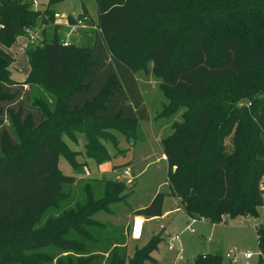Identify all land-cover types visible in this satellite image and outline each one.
Wrapping results in <instances>:
<instances>
[{
    "label": "trees",
    "instance_id": "16d2710c",
    "mask_svg": "<svg viewBox=\"0 0 264 264\" xmlns=\"http://www.w3.org/2000/svg\"><path fill=\"white\" fill-rule=\"evenodd\" d=\"M60 1L49 0L40 10L32 0H0V133L17 145L5 160L0 147V227L10 235L0 242V264L153 259L163 240L159 234L129 257L125 231L95 217L125 199V182L83 184L60 168L62 155L77 166L64 140L77 129L94 136L92 129L111 125V119L131 127L148 119L136 78L145 63L161 74L167 91L211 98L204 105L196 102L189 125L163 143L170 193L186 201L189 215L212 217L211 222L223 213L256 217L264 205V0H97L99 32L89 45H64L63 31L48 32L49 26H61L54 23L53 7ZM85 16L86 10L69 19ZM42 25L44 39L27 47L28 76L46 84L19 82L6 68L15 58L3 46L13 45L26 28ZM153 39L143 51L135 48ZM220 108L230 109V116L213 134ZM88 156L100 163L109 159L95 142ZM166 195L158 192L137 214L162 216ZM215 203L222 206L216 210ZM255 232L262 256L264 222ZM194 264H222V255L202 253Z\"/></svg>",
    "mask_w": 264,
    "mask_h": 264
},
{
    "label": "rangeland",
    "instance_id": "374dc122",
    "mask_svg": "<svg viewBox=\"0 0 264 264\" xmlns=\"http://www.w3.org/2000/svg\"><path fill=\"white\" fill-rule=\"evenodd\" d=\"M32 1V7L40 10H45L49 3V0ZM53 7L56 12L54 23L61 26L58 29L49 26L48 32L50 34L55 31L58 33L63 31L66 37L69 27L65 23V17L62 16H78L86 10L89 15L86 16L85 20L87 21L86 28L79 27L78 32L72 34L70 39L72 42L85 45L95 41L97 32H99L96 28L98 21L97 0H62ZM163 16L160 15L161 18ZM43 28H45L44 25L26 28L24 33L17 37L14 44L17 43L19 48L13 53L18 55L21 49L27 55L29 45H35L37 41L44 39ZM154 40L147 41L148 43L139 41L135 48L143 51ZM13 45L3 47L7 51ZM36 59L38 63H41L40 52L36 53ZM14 62L6 68L11 71L12 77L15 76L19 79V82L27 81L26 83H28L29 81L37 85L46 84L45 80L40 81L34 76H28L32 67L29 58L30 71L27 75L21 74V71L14 66ZM21 62H19V66L23 68ZM136 78L147 107L148 119L138 120L134 127H131L130 123L111 119L109 120L111 125L109 123L105 127L99 126L100 128L97 130L92 129L94 136H91L87 131L77 129L73 135L64 138L71 152L75 153L73 159L77 166L73 167L69 159L62 155L60 157L61 170L68 173L71 168L74 173L77 172L78 181L83 184L90 180H119L128 185L129 189L126 191L125 199L113 204L112 212H99L95 215L105 224L116 226L115 228L120 227L117 230L119 233L125 231L127 240L130 238L131 221L136 215H139L137 210L147 206L158 192L168 194L164 198L161 220L150 219L145 224L143 238L130 243L133 252L135 247H142L156 234L163 238L158 247L160 250L155 254L159 261L158 259L154 260V250L151 253L153 259L146 261L145 264H194L195 258L206 251L220 253L222 264H264V255L261 256L259 253L255 232L256 226L264 222V205L257 207L256 217L244 215L231 218L228 214L223 213L220 215V220L211 222L212 217L208 218L202 214V216L189 215L185 209L186 201L184 202L181 198L170 193L172 177L164 154L163 143L174 138L181 129L189 125L192 114L198 108V104L195 105L196 102L204 105L209 103L211 98L189 99L186 94L177 95L167 91L161 86V74L154 71L151 63H145L144 68L136 73ZM28 86L25 84V87ZM242 101L247 102L246 99ZM201 107V111H204L205 108ZM211 108L214 109V105ZM229 111L230 109L222 110L221 108L218 110L219 113L213 125V134L218 131L223 123L227 122L230 116ZM3 120L6 124L10 123L6 119ZM15 124L20 126L18 120H15ZM21 128L30 140L31 133L27 132L26 127L22 126ZM90 136L93 139H90ZM70 140L75 142L76 146H72ZM228 140L229 137H225L224 146L226 148L230 146ZM92 142L101 146L103 151L108 153L109 159L101 163L95 161L97 170L88 173L87 169L90 170L88 161L89 159L93 160L88 156ZM209 144L207 142L206 146ZM16 146L5 137H1L0 133V147L6 151L5 154H2L4 160L9 158V154L15 150ZM81 173L86 174L85 178L81 176ZM214 205L216 210L222 206L219 203ZM148 218H154V216ZM192 218L197 219L196 223L192 222ZM43 225L44 223L41 221L37 228ZM188 227L195 228V232H191ZM176 233H179L178 238L174 237ZM109 234L113 235V231H109ZM8 237L10 235L3 227H0V242ZM170 242L174 244V250L169 249L168 244ZM249 251L254 254L250 259H247L245 253ZM227 253L231 254L230 258L226 256ZM127 255L132 257L128 250Z\"/></svg>",
    "mask_w": 264,
    "mask_h": 264
},
{
    "label": "built area",
    "instance_id": "2783aa9c",
    "mask_svg": "<svg viewBox=\"0 0 264 264\" xmlns=\"http://www.w3.org/2000/svg\"><path fill=\"white\" fill-rule=\"evenodd\" d=\"M62 17H65L66 21V25L69 27V31L66 33V37L64 39V45H70L72 43L70 37L72 34L78 32L79 30V27L80 28H86V16L83 18H80V17H76V20L75 21H71L69 19V16L66 15V16H62ZM192 222L196 223L197 219L196 218H192L191 219ZM146 218L142 215H136L134 217V221H133V224H132V227H131V232H130V235L133 239H136V240H140L142 237H143V234H144V228H145V224H146ZM188 229L191 231V232H195V228H191V227H188ZM175 238H178L179 237V233H176V235L174 236ZM175 246L173 243H170L169 244V249L170 250H174ZM260 253V251H259ZM254 253L252 251H249L247 253H245V257L246 258H249L253 255ZM227 257H231V254L230 253H227L226 254ZM235 256V255H233Z\"/></svg>",
    "mask_w": 264,
    "mask_h": 264
},
{
    "label": "crops",
    "instance_id": "0c3cea01",
    "mask_svg": "<svg viewBox=\"0 0 264 264\" xmlns=\"http://www.w3.org/2000/svg\"><path fill=\"white\" fill-rule=\"evenodd\" d=\"M18 48H19V46H18V44L16 43V44H14L13 46H12V48L11 49H7V51L13 56V57H15V62H14V66H16V68L17 69H19V71H21V74H23V75H27L28 73H29V71H30V65H29V62H28V58H27V55H26V53H25V51H22L21 49H20V53L17 55L16 53H13V51L14 52H16L17 50H18ZM20 61H22L21 62V66H23V68H21L20 66H19V62ZM13 78H15V79H17V80H19L18 78H16L15 76L13 77ZM70 142H71V144H72V146L74 145V146H76V144H75V142H73V141H71L70 140ZM88 164L90 165V170L89 169H87V172L88 173H91V171L92 172H94L95 170H97V168H95L96 167V163H95V161L94 160H91V159H89V161H88ZM71 172V175H75V176H78V174H77V172L76 173H74L73 171H72V169L70 168V170L68 171V173L67 174H69ZM85 173H81V176L83 177V178H85ZM89 176H91L90 174H89ZM87 177V176H86ZM180 211V210H179ZM166 212H168V211H166ZM145 217V216H144ZM146 218V222H148L150 219L151 220H158V221H160L161 220V218L162 217H158V218H156V217H154V218H148V217H145ZM133 221H134V219H132V221H131V227H132V224H133ZM143 236H144V234H143ZM143 238V237H142ZM141 238V239H142ZM130 240H128V244H127V250H128V252H129V254L131 255V256H133V254H134V251H135V249H136V247L134 248V251L132 252V250H131V247H130V243H131V241H134V242H137V241H139V240H136V239H133L132 237H131V235H130V238H129ZM140 239V240H141ZM171 243V242H170ZM161 244V243H160ZM159 244V245H160ZM169 245V244H168ZM159 247V246H158ZM169 247V246H168ZM160 249L159 248H157L155 251H154V260L156 261V259H158V257L157 256H155V254L159 251ZM204 254L205 253H210V252H203ZM247 253V252H246ZM251 257H249V258H247V259H250ZM158 261H159V259H158Z\"/></svg>",
    "mask_w": 264,
    "mask_h": 264
}]
</instances>
